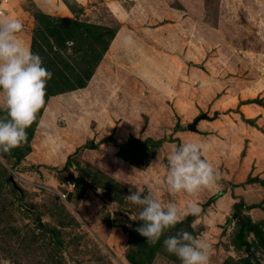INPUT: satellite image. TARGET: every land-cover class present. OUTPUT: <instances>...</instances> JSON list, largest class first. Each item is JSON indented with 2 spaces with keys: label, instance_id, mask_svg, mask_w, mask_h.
I'll use <instances>...</instances> for the list:
<instances>
[{
  "label": "rangeland",
  "instance_id": "1",
  "mask_svg": "<svg viewBox=\"0 0 264 264\" xmlns=\"http://www.w3.org/2000/svg\"><path fill=\"white\" fill-rule=\"evenodd\" d=\"M17 3L27 18L22 24L31 48L34 36L44 26L39 27L35 17L43 12L38 6L40 0H17ZM78 3L82 9L78 16L81 23L115 28L116 35L84 89L49 98L42 115L31 126L32 136L27 140L30 150L26 142L17 150L0 152V264H136L129 260V255L140 261L136 251L142 245L148 257L153 255L152 264H181L163 247V239L181 229L207 238L212 249L210 264H264L261 244L264 185L259 181L248 182L249 178L264 181V176L260 179L251 173L254 177L247 176L241 184H234L232 166L222 167L219 187L206 189L204 195L203 191L194 195L170 193L160 183L166 175L167 159L152 164L153 155L150 161L136 165L121 158V148L111 139L123 145L134 136H125L128 139L121 142L116 140L121 120L116 121L112 130L109 128L112 121L106 120L116 100L131 105L128 97L135 98L140 92L138 97L143 105L149 103L148 99L157 100L154 103L163 104L169 115L175 113L173 103L179 104V100L187 110L199 109V113L187 118L190 121L187 126L207 115L203 120L220 119L218 125L224 130H219L220 136L235 133L241 141V137H252L254 133L264 134V112L253 115L251 108L257 105L264 109V0H79ZM178 9L187 18V24L169 26L174 24L172 14L165 10ZM62 11L69 12L66 19L77 20L69 9ZM51 17L55 25L61 21L58 18H65L57 14ZM43 33L49 44L42 45L40 57L51 73L62 67L60 56H74L80 64L82 58L73 54L69 45L68 49L60 47ZM224 97L222 111L213 117V105ZM237 97L240 106L246 105L247 112L228 101ZM152 106L155 110L156 106ZM149 109L143 107L144 122L149 120ZM5 115L0 110V117ZM171 117L164 115L158 125L161 135L164 127L176 129L167 126ZM144 135L134 138L152 139ZM110 146L118 149L114 157L123 159L126 165L109 157ZM244 146L239 156L241 162L248 149L247 144ZM19 155L22 158L17 162ZM133 169L143 172L133 175ZM11 176L18 188L10 182ZM74 179L82 188L63 199L59 192ZM133 185L142 189L144 195L151 187L154 195L164 202L174 201L181 209L195 203L202 209L201 215H188L157 244H147L136 230L142 222L131 218L138 219L140 206L125 199L130 188L136 190ZM235 187L239 189L235 191ZM242 200L246 205L243 214L262 231L260 237L253 233L247 236L250 251L245 245L234 244L240 228V219L234 215ZM40 223L46 229L39 228ZM130 232L137 235L131 237Z\"/></svg>",
  "mask_w": 264,
  "mask_h": 264
},
{
  "label": "clouds",
  "instance_id": "2",
  "mask_svg": "<svg viewBox=\"0 0 264 264\" xmlns=\"http://www.w3.org/2000/svg\"><path fill=\"white\" fill-rule=\"evenodd\" d=\"M24 25L19 19L0 12V152L9 153L28 140L27 129L36 121L37 114L45 105L47 82L53 74L43 66L42 58L33 53L22 39ZM74 41L66 44L74 45ZM159 160V157H158ZM158 162V161H157ZM143 171L133 169V175ZM222 174L204 156L201 143L187 142L173 145L167 155V171L160 183L170 193L197 194L218 186ZM130 188L125 199L140 206L136 229L146 238L147 244L155 245L170 229L184 222L188 215L200 217L202 209L195 203L181 209L174 201L164 202L154 195ZM164 249L176 256L181 264H210L212 249L203 235H193L179 230L163 239Z\"/></svg>",
  "mask_w": 264,
  "mask_h": 264
},
{
  "label": "crops",
  "instance_id": "3",
  "mask_svg": "<svg viewBox=\"0 0 264 264\" xmlns=\"http://www.w3.org/2000/svg\"><path fill=\"white\" fill-rule=\"evenodd\" d=\"M79 1V0H78ZM39 2V1H38ZM81 2V0H80ZM38 4V3H37ZM39 8L48 14L50 16L52 15H59L65 18H69V12L62 11L64 9L68 10V7L62 0H40V3L38 4ZM180 10V9H178ZM181 11L172 10L169 12L168 10H165V12H168L169 15L172 14V23L169 26H177L180 24H187V18L182 17ZM0 12H3L4 14L11 15L13 18L19 19L21 22H24L27 18L24 16L23 10L18 6L17 0H7V2H2L0 0ZM71 14V13H70ZM71 17H73L71 15ZM181 17L180 19H178ZM162 20V19H161ZM170 20V19H169ZM168 20V21H169ZM174 20V22H173ZM26 22H24L25 24ZM28 33V32H27ZM25 33V31L22 32V39L25 41L26 45L29 46L30 37L28 34ZM179 60H181L180 56H177ZM207 89H210L207 87ZM139 90V89H138ZM140 91V90H139ZM137 97H128L130 99L131 105L125 104L124 100H116V103L112 104L111 111L108 112L107 116L110 118H107L106 120H111L113 124L110 125V129L114 128L116 126V121L121 120V124L118 127L117 134L115 136V139L118 141H123L130 137H140L141 135L145 136V138H152L153 141H159L164 139V143L159 149L155 150V161H152L153 163H156L159 161L161 162V158L165 161L167 159L168 152L171 150L173 145H179L182 143L187 142H198L203 145L204 148V156L209 160L210 163L213 164V166L221 173L220 168L222 167H230L232 166L231 171V179L235 180L234 184H241L245 177L252 176L251 173H254V175L259 177L260 179L263 178L264 173V134L261 133H254L252 137L246 136L244 138L241 137V141L238 134H232V133H222L221 136L219 135L221 131L224 132V130L219 127L218 122L220 119H216L214 121L212 120H203L200 121L197 124V131L193 132L190 131L187 128V118H191L195 116L197 113H199V109L193 108L192 109H186L185 107H182L180 104L182 103L181 100H179V104L175 101L173 104L176 107L175 113H172L169 115V113L164 112L163 104L161 103H154V101L158 102L157 100L151 101V99H148V104L143 105L142 99H140L141 96L140 92L136 95ZM187 96V95H186ZM185 96V99L187 97ZM184 100V98L182 99ZM212 100V99H211ZM209 100V102L211 101ZM225 97L218 99L215 103L216 105H213V117L217 112L222 111L223 104H225ZM229 102H231L233 107L244 109L247 112L246 105L240 106V99L233 98L231 100L228 99ZM153 102V103H152ZM152 105L156 106V109L154 110ZM208 102H206L205 107H207ZM126 106L127 109H124L123 107ZM150 106V109L148 108ZM154 106V107H155ZM178 106V108H177ZM252 112L253 115L256 114H262L264 112V109L257 105H252ZM143 107H146L149 109L147 111V114L149 116V120L146 122L142 119V114L144 113ZM232 107V108H233ZM244 111V110H243ZM125 115H122L124 114ZM114 113H118L117 115H113ZM121 115V116H120ZM164 115L172 116L169 120L167 126L175 127L176 129H164L162 128V132H160L159 124H161L162 120H164ZM120 116L119 118H117ZM178 116L180 119H176ZM97 121H100V118L96 115L95 116ZM174 120H177L174 124ZM103 121V120H102ZM147 123V125H146ZM111 129V130H112ZM152 130V131H151ZM220 130V132H219ZM226 131V130H225ZM149 132V133H148ZM148 133V134H147ZM154 134V135H151ZM155 136V137H154ZM167 137V138H166ZM226 140H224V138ZM173 138V139H172ZM176 140V141H174ZM249 140V141H247ZM242 142V144H241ZM244 144L248 145V149L246 150V154L243 157V161L241 162L239 156L242 150H244L245 146ZM258 147V149H257ZM109 150V157L115 158L118 149L110 146ZM115 156V157H114ZM159 157V160H158ZM114 160V159H113ZM115 160L119 164L126 165V163L123 161V159L115 158ZM238 161V163H236ZM238 164V165H236ZM262 172V173H261ZM222 174V173H221ZM254 175L252 177H254ZM223 178H225V175H223ZM235 178V179H234ZM229 180L226 179V181ZM219 187V186H218ZM221 188V187H220ZM239 188L235 187V191H237ZM207 192V190H203L202 195H204ZM238 195V194H237ZM240 195V194H239ZM228 196L225 197V201L227 200Z\"/></svg>",
  "mask_w": 264,
  "mask_h": 264
},
{
  "label": "trees",
  "instance_id": "4",
  "mask_svg": "<svg viewBox=\"0 0 264 264\" xmlns=\"http://www.w3.org/2000/svg\"><path fill=\"white\" fill-rule=\"evenodd\" d=\"M64 3L68 7L69 11L75 14L77 20L58 18V20L61 21L57 22V24L55 25L52 21L54 20L53 17H51L50 15H46L43 12H38L35 17L38 19L39 27L43 25L44 26L41 30L37 31L38 33H36V36H34L33 42L31 44V50L33 51V53L38 54L39 56L42 55V45L49 44L48 39H45L46 35L43 33V31H45L48 35H50L48 38L52 37L55 40V43L60 47L68 49L69 46L66 44V41H74V45H71L70 48L72 49L73 54L80 55V57L82 58V60L80 61L81 65L76 62V58L74 56H72L71 58H63L61 56L59 57L62 67L60 68L58 66L57 71L55 73H52V79L47 82L45 105L37 114L38 119L42 115V111L45 108L46 103L50 97L57 94L81 90L88 85L89 81L93 77L94 71H96V68L101 64L105 52L108 50L112 39L116 35L115 28L112 29L109 27L93 26L87 23H81L78 20V16H80L82 9L78 1L64 0ZM55 56L58 58V55L56 53ZM48 62L50 61L48 60ZM35 124L36 122L33 123V125ZM32 128L33 127L27 129L28 137H30V135L32 136ZM28 141L27 149L29 151L31 146L28 145ZM164 141V139L153 141L152 139L132 137L128 142H126V144L122 145L111 139L112 143L121 148L119 156L123 159L129 161L131 160L133 164L136 165H140V163L142 162L144 163L145 160H147V162L150 161L152 156L155 155V150L159 149ZM126 148L129 149V152L127 154L125 152ZM17 149L18 148L14 150ZM134 150L138 152L134 153ZM26 153L27 152L23 153V155L26 156ZM127 155H130V157ZM14 156L17 155L14 153ZM21 158L22 155H19L17 157V162L20 161ZM138 158H140L139 162H137ZM257 181L261 182V184L264 185V181L255 178H249L248 182L254 183ZM73 183L75 184L77 191L82 188L81 185L76 181ZM245 207L246 205L243 200L236 205L234 218L240 219V228L237 234L234 236V244L240 247H243L245 245L247 246L248 251H250L251 244L247 241V236L249 235V233H253L256 237H260L262 235V231L260 230L259 225L255 224L250 217H246L243 214V209ZM130 235L131 237H135L137 234L135 232H130ZM261 244L264 247V241H261ZM136 254L140 257V261H137L133 255H129V260L132 263L152 264L153 255L148 257V254L146 253L145 247L143 245L140 250L136 251ZM144 257L147 260H145Z\"/></svg>",
  "mask_w": 264,
  "mask_h": 264
},
{
  "label": "water",
  "instance_id": "5",
  "mask_svg": "<svg viewBox=\"0 0 264 264\" xmlns=\"http://www.w3.org/2000/svg\"><path fill=\"white\" fill-rule=\"evenodd\" d=\"M203 119H207V115H203L201 116L200 118L196 119L193 123L189 124L187 126V128L190 130V131H193V132H196L197 131V124L203 120ZM10 182L13 183L14 187L15 188H18V185H17V182L15 181V179L11 176L10 177ZM39 228L41 229H46L44 226H43V223H40L39 224Z\"/></svg>",
  "mask_w": 264,
  "mask_h": 264
},
{
  "label": "built area",
  "instance_id": "6",
  "mask_svg": "<svg viewBox=\"0 0 264 264\" xmlns=\"http://www.w3.org/2000/svg\"><path fill=\"white\" fill-rule=\"evenodd\" d=\"M1 1L5 3L7 2V0H1ZM62 190L63 192H59V196L62 197L63 199H67L71 195V193H73L76 190V187L75 184L71 182L67 188L65 186V188H63Z\"/></svg>",
  "mask_w": 264,
  "mask_h": 264
}]
</instances>
